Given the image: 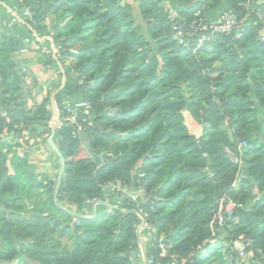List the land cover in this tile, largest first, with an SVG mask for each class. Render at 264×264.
Instances as JSON below:
<instances>
[{"label": "trees", "instance_id": "16d2710c", "mask_svg": "<svg viewBox=\"0 0 264 264\" xmlns=\"http://www.w3.org/2000/svg\"><path fill=\"white\" fill-rule=\"evenodd\" d=\"M165 1L190 19L203 3L208 12H220L238 10L244 0H14L33 13L36 29H45L48 18L54 41L77 51L60 57L68 58L69 65H62L65 81L55 95L57 105L66 96L91 103V115L81 123L92 140L89 148L72 135L76 127L70 122L64 121L54 134L63 160L57 202L74 206L75 212L93 197L109 203L120 197L122 204L93 217L74 216L56 205L48 181L16 163L14 173L9 172L7 153L13 143L2 132L17 131L19 125L28 130L40 114L48 113L49 96L33 111L27 107L33 82H25L27 72L16 68L3 44L0 264H135L130 261L139 222L132 211L135 203L110 191V185L119 181L135 189L139 173L150 197L142 210L156 234L173 244L171 252L192 254L188 264H244L229 259L225 247L243 234L252 239L251 259L264 264V43L257 37L258 26L248 25L238 39L219 36L193 51L173 37ZM43 63L57 62L45 57ZM49 86L54 91L59 83ZM183 111L197 123L205 118L207 125L198 136L188 131ZM220 123L227 124L225 131L219 130ZM13 157L19 159L16 152ZM30 190L49 196L54 214L30 210ZM222 195L242 205L251 199L258 226L243 207L236 208L235 219L211 243L209 222ZM157 252L151 242L147 256Z\"/></svg>", "mask_w": 264, "mask_h": 264}, {"label": "built area", "instance_id": "2783aa9c", "mask_svg": "<svg viewBox=\"0 0 264 264\" xmlns=\"http://www.w3.org/2000/svg\"><path fill=\"white\" fill-rule=\"evenodd\" d=\"M166 10L168 11V18L172 23L173 37L177 42L185 47H192L193 51L203 46L205 43L212 42L219 36L231 37V39H238L241 37L242 33L245 31L248 25H257V37L264 43V0H244L238 4V10L232 8H225L220 11L215 17H210L206 4H201L194 12L190 19H185L182 17L169 2H164ZM16 22L18 25L28 26V35L22 38L23 46L19 49L21 53H27L31 49H37L41 54L42 58L50 57L54 59L57 63L56 70L54 71L55 83H59L57 93L63 88L65 76L63 74L62 65H69L68 58L64 57L60 59L62 53L75 54L76 49L71 46H64L62 43H57L54 41L52 33L50 32L49 22L46 19L45 29H36L35 19L33 13L29 8L21 7L18 8L16 5ZM43 42H47V45H42ZM60 59L61 63L58 62ZM25 69H21L24 71ZM26 81V80H25ZM82 84V80L78 81ZM63 103L57 105V114L53 115L47 120V127L52 130L53 135L59 130L64 121L70 122L75 125V130L72 131L74 137L79 135L81 129V123L87 121L91 115V103L87 99L72 100L69 103L67 98L63 99ZM187 126V125H186ZM19 126L16 128L17 131L8 132L4 131L2 137L7 142H11L10 139L16 137L19 143L20 153L24 152L26 144L24 139L28 137V130H25ZM198 136V135H196ZM13 143V142H12ZM240 145V144H239ZM238 145V146H239ZM241 148L238 147V151L241 152ZM51 152V151H50ZM138 185L135 189H129L123 183L116 181L110 185V191L120 193V196L127 195L133 203H135V208L132 210L140 219L141 223L137 227V234L139 235L141 231H149L152 242L156 245L158 252L157 256L150 254L145 257V264H162L156 261L157 258H168L171 262L170 264H188L192 254L187 257H180L174 252H171L173 244L164 240L163 235H157L153 225L148 224L147 214L142 210V207L138 206V201L136 200L139 193L144 195L141 201H145L146 205L149 203L150 197L147 195L143 184L140 179L144 177L143 173L138 175ZM131 190H134V194H129ZM121 198L119 197L120 201ZM101 203V200L97 197L86 199L84 205L89 207L94 214H96L95 209ZM119 204L114 203V207H118ZM243 205L234 201L231 197L227 195H222L217 200V208L213 213L210 222V237L209 242L215 240L216 235L219 231L223 230L228 226L230 221H233L234 210L236 208H242ZM93 217V216H90ZM252 244V239L246 235H239L234 241H230L225 244L226 251L229 259L233 256L234 259L239 263L244 264H258L256 261L252 260L253 255L250 248ZM169 261V262H170ZM169 262L164 264H169Z\"/></svg>", "mask_w": 264, "mask_h": 264}, {"label": "crops", "instance_id": "0c3cea01", "mask_svg": "<svg viewBox=\"0 0 264 264\" xmlns=\"http://www.w3.org/2000/svg\"><path fill=\"white\" fill-rule=\"evenodd\" d=\"M129 3H135V0H125ZM0 7L1 10L5 9V11H1L0 15V24L3 25L7 28L3 29L2 25H0V46H7L9 52L12 54L11 59L16 60V68L21 67L22 69H25L24 71L27 72V76L25 77V82L27 83H32L33 91H35L36 95L39 96L40 100L46 95L49 96V101L45 105V108L48 113H46L44 116L39 115L37 121H34L32 123H37L40 126H46L47 125V118L52 117L53 115L57 114V105L55 101V95L57 94V90L53 91V88L49 86L50 83L56 84V79L53 81L54 77V71L56 70V65H45L43 63L44 58H42L41 54L39 53V50L36 48L37 45H35L33 49L28 51L27 53H21L19 50H10V45H9V40L12 39L13 41H16L18 43L20 39L23 37L27 36L28 34V26L26 25H20L24 26V28H20L18 23L16 22V5L14 0H0ZM3 12V13H2ZM210 17H215L219 13V9L216 11L210 10L209 12ZM138 14V11L136 12ZM5 19V20H4ZM3 21V23H2ZM138 23L142 27V31L144 28L143 33L147 37L146 29H145V22L142 19L138 20ZM14 42L12 44V48L18 47L19 44ZM46 43L47 42H43ZM42 43V45H43ZM32 91V96L34 95ZM48 93V94H47ZM67 99L69 98L68 96L66 97ZM70 100H73V97L70 98ZM34 103L32 102V97H29L27 99V107L29 109H32L34 107H31ZM188 113L187 111H183ZM189 114V113H188ZM190 116V114H189ZM41 117V118H40ZM184 118L187 119V117L184 115ZM189 119L193 122H195L191 116ZM197 123V122H196ZM21 126V125H19ZM18 126V127H19ZM17 128V127H15ZM6 129H4L5 131ZM26 130V129H25ZM35 130V129H34ZM2 132V135L4 133ZM51 133L50 132H40L38 133L36 130L34 133H31L29 131L28 137L26 136L25 144L26 148L24 149V152L20 153L19 151V144L14 142L16 144L14 148L7 153V161L6 165L8 167V170L11 174L14 173L13 169V164H18V168L20 170H26L36 176L37 179H44L43 183H46L48 181L50 183V186L53 188L54 193L57 188V183H60V177L62 175V162L60 157L55 153L54 151V145L56 147V143L54 141V136H52L50 140ZM3 138V137H2ZM7 150V147L3 148L2 151L5 152ZM51 151V152H50ZM16 152V154L19 156V159H16L13 157V154ZM23 156H25L24 159H21ZM234 157V155H233ZM253 192L256 193V188H253ZM55 196V194H54ZM56 197V196H55ZM55 200V199H54ZM108 199L101 201V207L107 208V211L110 209V206L115 208L114 202L109 203L107 201ZM113 200V198H112ZM55 202V201H54ZM59 207L64 206L69 213L73 214L74 216H84V217H90L94 216L95 214L93 211L87 207L83 206L80 209V212H75L74 211V206H70L64 201L57 202L56 203ZM100 206V205H99ZM97 206V207H99ZM97 207L95 209V212L97 213ZM106 211V210H105ZM143 230L140 232L138 235V241L136 244V247L134 248L135 251V258H134V263L135 264H145V257L147 256L148 251L151 248V242L149 241L148 237L144 235Z\"/></svg>", "mask_w": 264, "mask_h": 264}, {"label": "rangeland", "instance_id": "374dc122", "mask_svg": "<svg viewBox=\"0 0 264 264\" xmlns=\"http://www.w3.org/2000/svg\"><path fill=\"white\" fill-rule=\"evenodd\" d=\"M163 5H165L164 3H163ZM45 7H47V10H48V5H45ZM49 10H50V8H49ZM1 11H5V9H2L1 10V7H0V15H1ZM3 13V12H2ZM49 16H51L53 19H54V12L52 11L51 12V14H49ZM48 19V18H47ZM5 20V19H4ZM46 21V20H45ZM48 22H49V19L47 20ZM2 23H3V21H2ZM47 23V22H46ZM0 25H2V24H0ZM22 25V24H21ZM20 26V25H19ZM2 28L3 29H5L6 27L4 26V23H3V25H2ZM20 28H24V26H20ZM7 29V28H6ZM143 31H144V28H143ZM51 32V31H50ZM26 33L28 34V32L26 31ZM52 33V32H51ZM46 43H43V45H45ZM36 92L35 91H33V96H32V102L34 103L31 107H34L35 105H38L39 103H40V98H39V96H37L36 94H35ZM67 97V96H66ZM70 98H72V96H70L68 99H67V102L69 103L70 101H72V100H70ZM73 98L75 99V98H77V97H74L73 96ZM184 115L187 117V119H185V124L187 125V129H188V131L191 133V134H194V135H199L200 133H201V131H202V119H201V122L200 123H196V122H193V121H191L190 119H189V114L188 113H186V112H184ZM206 122V121H205ZM227 123V122H226ZM226 123H220L219 124V130H222V131H225L226 130ZM10 141L11 142H8V143H12L13 142V146H12V149L14 148V146L17 144V142H18V140H17V138L16 137H13V138H11L10 139ZM14 142L16 143V144H14ZM240 142H242V141H240ZM19 144V143H18ZM238 147H240V148H242L243 147V144H240L239 146L237 145L236 146V149H235V151H237L238 153H239V151H238ZM240 150H242V149H240ZM234 153V151H232V150H230V153H229V155L232 157V158H234L233 157V155H235V154H233ZM30 193L32 194L31 195V198L29 199V201H28V204H29V208H31L30 210H33V211H44V212H48L49 211V213H53L54 214V209L53 208H51V205H50V202H49V196H46V195H44V194H42V195H39V193L38 194H36V191L35 190H30ZM53 195H54V193H53ZM55 196H56V194H55ZM55 196H53V200L55 201V203H57V200H56V197ZM115 202V204L117 203V204H119V205H121L122 203L120 202V201H114ZM44 204V205H43ZM57 205V204H56ZM100 205V206H99ZM98 206L99 207H97V213L98 214H102V213H104V211L105 212H112V206H110V209L107 211V208H105V207H101L102 205L101 204H99ZM61 207V206H60ZM61 208H63V209H65L64 208V206H62ZM121 211H123V210H121ZM136 215V214H135ZM137 216V215H136ZM63 218V220L64 221H67L68 222V218H66L65 216H63L62 217ZM137 218H138V216H137ZM139 219V218H138ZM140 223H141V221H140V219H139V222H138V224L136 225V229H135V231H136V235H137V239H138V234H137V227H139V225H140ZM144 235H146V237H148V239H149V241L150 242H152V240H151V237H150V234H149V231H144ZM63 240L65 241L66 240V238H63ZM138 241V240H137ZM215 242V240L214 241H212V243H214ZM213 264H219L217 261H214L213 262Z\"/></svg>", "mask_w": 264, "mask_h": 264}, {"label": "water", "instance_id": "95a60500", "mask_svg": "<svg viewBox=\"0 0 264 264\" xmlns=\"http://www.w3.org/2000/svg\"><path fill=\"white\" fill-rule=\"evenodd\" d=\"M45 10L47 11V7H45ZM14 42H15V44L16 43H18V42H16V41H13L12 39H10L9 40V45H10V50L11 51H13V50H19L22 46H23V41H22V39H20V41L19 42H21V43H18L19 44V46L18 47H15V48H12V44H14ZM47 118V120L49 119L48 117H46ZM207 125V123L205 122V118L204 117H202V127H204V126H206ZM31 129H35L38 133H40V132H50L51 133V136H50V140H51V138H52V135H53V132H52V130L51 129H49L47 126H40V125H38L37 123H32L29 127H28V130H31ZM59 130H57V132H58ZM79 138H80V141H81V143H82V145H83V147H85V148H89V146H90V144L92 143V140L87 136V134H86V132L85 131H83V130H81L80 132H79ZM54 151H55V153L60 157V154H59V152H58V149L55 147V145H54ZM60 159H61V157H60ZM61 162H62V170H63V160L61 159ZM245 174H246V172H244ZM61 178V177H60ZM60 181V180H59ZM250 183L252 184L253 183V181L252 180H250ZM58 188H59V182L57 183V188H56V190H55V193L54 194H56L57 193V191H58ZM104 188H108V185L107 186H105ZM135 193V191L134 190H131L130 192H129V194L131 195V194H134ZM144 198V195L142 194V193H139L138 194V197H137V201L139 202L138 203V206L139 207H143L144 206V204H145V201H141L142 199ZM252 200L251 199H247L246 201H245V203H244V205H243V209L245 210V213H246V215H247V217L250 219V221L251 222H253V223H255L257 226H258V218L257 217H255L254 216V212H253V209H252ZM89 208H91V206H89ZM82 217H84V216H82ZM130 261H131V263H133V261H134V258H135V251L134 250H132V251H130Z\"/></svg>", "mask_w": 264, "mask_h": 264}]
</instances>
